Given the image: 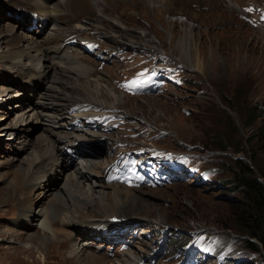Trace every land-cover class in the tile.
I'll use <instances>...</instances> for the list:
<instances>
[{"label": "rangeland", "instance_id": "374dc122", "mask_svg": "<svg viewBox=\"0 0 264 264\" xmlns=\"http://www.w3.org/2000/svg\"><path fill=\"white\" fill-rule=\"evenodd\" d=\"M34 1L58 5L60 11L57 12L56 21L60 27L78 24L76 17L79 14L73 2L65 5L62 0H0V29H13L16 34L28 39L46 38L53 31L51 20L43 15L47 19L44 26L26 25L25 22L20 26L17 20L12 21V17L22 19L19 13L6 6L9 2H12L11 7L23 4L25 13H21L27 15V12L32 11L36 17L39 11L34 9ZM92 1L102 9L105 20L131 30L135 41H139L136 35L146 33L156 44L148 45L145 41H139V45L121 46L118 41H113L115 38L83 29L69 45V52L75 50L91 66L87 74L89 79L104 74L102 85L106 102L103 101L105 106L100 102L101 109L112 111L123 119L120 121L112 118L114 126L103 131L92 127H59L64 125V119L72 120L74 110L69 111V104L57 106L51 97L43 98L41 92H46L54 85L59 86L51 81V75L66 79L75 77V74L61 71L56 58L50 53L52 49L45 53L46 58L42 60L47 65L43 76L36 70L26 69L23 64L15 66L0 59V98L3 100L0 102V117L4 116L0 120V176L9 169L16 172L23 168L32 153L37 152L39 157L46 156L36 143L40 137L57 139L51 149L53 156L42 158L43 161L26 176L20 189H13L7 194L11 188L6 187L0 179V229L21 221L20 226H14L16 233L13 237L0 235V264H80L75 258L69 257L71 239L59 238L60 242L51 243L50 235L39 231L38 219H21L18 205V199L23 198L29 186L47 179L50 192L44 196L41 209L59 207L56 202L65 197V186L71 187L72 177L88 187L96 184L95 178L117 181L136 187L135 193L144 194L141 199L144 206L121 215L124 216L121 219H128L122 226L132 218L139 220L138 224L126 232L125 240L121 241L128 244L127 248H121V242L113 243L108 240L112 232L106 235L107 241L97 240L99 235L93 236L87 243L91 240L93 242L80 251L81 258L85 254H93L96 258L94 263L87 260L86 264H234L254 256L253 252L243 246L245 235L233 227L229 202L242 193L232 187L233 184L228 179L238 169L239 160L247 161L253 166L258 162L264 168V140L257 137L254 131L258 121H253L248 126L250 119L247 117L248 107L260 103L264 97V0H111L106 5L101 0ZM227 1L234 2L231 10L228 9ZM80 38L95 40L97 47L93 49V53L105 50L107 55L103 52V58L100 59L95 54L86 55L79 48ZM177 40H183L192 49L190 63L179 61L178 50L175 48ZM7 49L8 45L2 44L0 57L6 56ZM122 49H130L132 52L135 49L136 57L130 56L132 52L120 54L115 59L109 56V53ZM14 58L29 63L28 57ZM140 58L150 63L149 68L156 70L157 76L161 75L162 83L157 92L139 93L134 88L135 93L123 85V80H127L130 74L147 68L146 63L139 61ZM195 64H198V69L194 67ZM23 84L27 86L24 88ZM64 86H61V91L68 92V86ZM107 88L112 92L123 93L122 101L115 103L117 107L107 106L112 99ZM53 91L49 89L48 92ZM18 93L31 96V99L27 97L23 100L17 97L20 96ZM56 111L61 114L56 123H49L42 116L39 120H33L32 117L37 112L49 116L56 114ZM75 111L84 112V105L76 107ZM18 115H24L22 125L15 130L8 128L7 125L14 122ZM117 121L121 124H117ZM66 131L71 132L69 134L90 133L105 137L108 142L100 148L94 141L77 144L75 140V145L67 140ZM117 136L120 141L112 144L111 138ZM138 144L146 145V153H136L135 157L140 162H150L152 168L159 172L176 171L156 159L161 152H192L186 158L187 161L183 162L191 163L196 171L204 170L205 177L199 178L197 171V174H185V178L182 172L176 179L151 185L141 178L133 183L116 177L110 178L103 169L93 179H81L76 174L74 163L67 161V165L61 168L58 164L63 156L68 155L76 158L77 163H82L100 161L105 155L113 153L115 157L111 161L126 152H132L134 149L129 148V145L137 147ZM66 145L73 146L75 152L84 149L93 154L63 155L61 152ZM55 161L58 163L51 166V162ZM255 173L258 174L256 171ZM10 179L11 175L8 176V181ZM158 217L162 218V222L152 220ZM121 219L112 226L122 221ZM53 226H56L54 222ZM75 230H72L71 237L80 242ZM164 230H167L170 238L167 253H163L164 249L161 251ZM150 243L153 247L142 255L139 246L146 244L143 248L145 252ZM186 246V259L183 261L181 255Z\"/></svg>", "mask_w": 264, "mask_h": 264}, {"label": "bare ground", "instance_id": "6f19581e", "mask_svg": "<svg viewBox=\"0 0 264 264\" xmlns=\"http://www.w3.org/2000/svg\"><path fill=\"white\" fill-rule=\"evenodd\" d=\"M23 1H29V0H23ZM62 1L65 5L72 4L71 2L74 3L75 9L79 14L77 15L78 17H76L78 18L77 25L67 28L60 27L59 26L60 24L58 23V21H56L58 18V13H59L58 11H60L58 5L52 6L49 5L47 2L34 1V9H37L40 13L38 15H41L40 18L37 17L36 23L38 25L44 26L47 19L51 20L53 22V27H51L53 31L48 33L46 38L39 40L34 38L28 39L26 38V36L18 35L13 31V29L10 30L0 29V53L3 51L2 44H6V46L8 45V49L5 51L6 56H1L0 59H2L3 61H8L11 65L13 64L15 66L16 65L19 66V64L20 65L23 64L25 65L26 69L36 70L39 73V75L43 76L46 72L45 68L47 65L43 63L42 60L44 61V59L46 58L45 53L48 52L49 49H52L50 53L53 55L52 56L53 58H56V62L61 68V71L73 72L75 74V77H68L66 79H63L61 77L59 78L54 75H51V81H53V83H58L59 86H55V85L54 86L51 85L53 87L49 86L50 87L49 89L54 91L48 92L49 89H47L46 92H41L43 93L42 94L43 98L46 99L48 97H51L56 102V105L61 107L64 106L65 104H69V106L72 104L77 105V103L84 102L85 100L86 101L92 100V102L94 103L97 104L102 103V106H105L103 105V101H105L106 98L103 95L104 86L102 85V81L104 80L103 77L104 74H101L98 78L89 79L87 77V74L88 72H90L91 66L87 61H84V59L81 58L83 56L77 55L76 54L77 52L75 50H73V52H69L68 47L71 41L69 40L68 41L69 43H67L66 41L68 39H72L71 37L72 34H81L83 29H90V30H94L99 34L102 33L103 35L108 36L109 38H115V40L113 39L112 40L118 41L121 46H126L130 44L139 45L138 44L139 41L141 43L145 41L146 44L148 43L156 44V43H154V40L152 38L151 39L148 38L146 36L147 35L146 33L145 34L141 33L140 36L136 35V37H138L137 40L139 41H135L134 35L131 32V30L125 29L120 25H118L117 23L111 22V20L110 21L105 20L106 18L104 19L103 17L102 9H100V7L97 6L95 2H93L92 0H62ZM101 2H103L104 5H106L110 3L111 0H101ZM227 2H228L227 3L228 9L231 10L234 6V2L232 1H227ZM10 4H12V2L6 4V6H8L9 9H14L16 12L19 13L20 17L22 18V19H16L15 17H12V21L17 20V23L20 26H22L24 22L28 24L34 22V18L31 11L27 12V15L22 14L25 13L23 4H20L19 6H15V7H11ZM3 7H5V5ZM43 15L47 19H44ZM1 17H4V15H2ZM103 20L105 22H103ZM146 44L144 43V46H147ZM139 48H144V47H139ZM175 48L178 50L179 61L182 63H190V56H192V52H191L192 49H190V47L187 46L183 42V40H177L175 44ZM198 50L201 53V50L200 49ZM20 56L24 58L28 57L29 63L20 62L21 61L20 58L18 59L14 58ZM73 56H75L74 59H72ZM194 67L196 69L199 68L198 64H195ZM13 70L15 71V69ZM62 85L63 87H65L64 85L68 86L69 89L68 92L61 91ZM26 86H27L26 84L22 85V87L24 88ZM107 89L109 96H111L112 98L111 101L108 102L109 104L107 106L115 107L116 102L122 101L123 93L120 91H117L120 93H116V92H112L109 88ZM17 95H20L17 97H20L23 100H26L27 97L31 99V96H27L20 93H18ZM1 101H3L2 98H0V102ZM40 114L41 113L38 112L35 115L32 114V117L34 118L33 120H39L40 116H42L43 119L47 120V122L50 123L51 121L52 123H56L58 122L57 120L59 119V117H61V114L59 115L57 111L56 114L49 115L50 117L47 114L44 115H40ZM78 114H83V113L75 112L72 115L74 116ZM23 117L24 115L16 116L14 122L12 121L7 125L8 128H12V130H15L18 126H20ZM3 118L4 116L0 117V120ZM64 120H63L65 122L64 125L59 127H64L71 124V122H67L66 119ZM59 125H61V123H59ZM51 126L52 125H50V127ZM68 132L67 131L65 132V134H67L66 137L67 140L75 145H76V143L74 142L75 140H77V144H81L84 141H88L91 143L92 141H94L96 146L100 148L102 146H106L108 142L105 137L94 136L90 133L69 134L71 132L69 133ZM55 141H57V139L54 138L48 139V137L46 136L40 137L39 139L36 140V143L37 146L42 149L44 155L46 156L39 157L37 152L32 153L31 157H28L27 160L25 161L23 168H21L20 170H16V172L11 171L9 169L0 176L1 177L0 179L4 181L6 187L11 188L9 191H7V194L8 193L10 194L12 192L11 190L13 189L18 190L21 188L26 176L30 175V172H33L32 170L34 169V167L38 163L43 161L42 158L45 157L50 158L51 156H53L51 149L53 147V142ZM111 143L113 144L114 141ZM63 153L67 154V152L62 151L61 154ZM90 154H93L92 151L79 149L78 151L73 152L72 156L73 155L81 156V155H90ZM63 157L64 158H62V161H60L59 163L58 161H55L53 163L51 162V166L58 163L60 168L65 167L67 165V161H69L71 163H74V168L79 178L93 179L94 176H97L98 174L102 173L105 164L113 157V153H111L110 156L105 155L104 158L100 161L93 160L87 162L84 161L82 163L81 162L77 163L75 161L76 158L71 157L69 155L68 157L65 156ZM9 175H11L10 181H8ZM95 179L97 181L96 184L94 186L88 187L82 184L80 180L72 177L71 179L72 183L70 184L71 187H68V185L65 186V192H66L65 197L60 198V201L56 202V204L59 205V207L56 208L54 207L53 209H41L40 206L41 203L43 202L44 196L46 197V195L50 192L48 191V186H47L48 183L46 182L47 179H43L42 181L41 180L36 181L32 185L30 184L31 186L27 188L23 198L18 199V205L20 207V212L22 214L21 219L22 218H24L25 220L38 219L39 231H41L42 234L44 233L49 234L50 238H52L51 243L55 241L60 242L59 238H62L63 240L71 239L72 242H70L69 257L75 258V260L80 264L82 263L86 264L87 260L90 261L91 263H94L93 261L96 260L93 254L92 255L85 254L83 258H81L82 252L80 253V251H83V248H85L86 246H88L90 243L93 242V240H91L89 241V243H87V240H90L92 239L93 236L100 234L98 230L99 227L106 228L107 226L113 225L115 221L120 220L121 218L124 217L121 215L124 214L127 215L135 208H138V206L139 207L144 206V204L143 205L141 204V202L144 203L143 200L141 201L144 194L135 193L134 191L136 190V187H129L117 181H105L103 178H95ZM94 187L96 188V190H93ZM131 188H135V189H131ZM138 214L142 216V213L140 214V212H138ZM125 217L128 218V216ZM121 220L127 222L126 220L128 219L124 218ZM152 220L156 223L162 222L161 217H158L157 219L154 218ZM20 222L21 221H18L15 224H12L13 226L10 225L6 226L5 229L2 228L3 230L0 229V235L3 237L6 236L8 238L13 237L16 233L14 226H18V225L20 226ZM53 222L55 223L56 226H53ZM129 222L135 223V222H139V220L137 218H132L129 220ZM50 226H52L53 229H51ZM72 230H75L74 233L78 236L79 239L78 241H80L81 243L77 242V239H72L71 237ZM143 238L144 237H142L141 239ZM82 239L83 241H81ZM145 241L147 240L145 239ZM85 243L87 244L85 245ZM139 243L140 242H138V244ZM145 245L146 244L139 246L140 247L139 252L142 255L149 252V249L153 247V245H151L150 243L149 248L148 249L146 248L145 249L146 251L144 252L143 248Z\"/></svg>", "mask_w": 264, "mask_h": 264}, {"label": "trees", "instance_id": "16d2710c", "mask_svg": "<svg viewBox=\"0 0 264 264\" xmlns=\"http://www.w3.org/2000/svg\"><path fill=\"white\" fill-rule=\"evenodd\" d=\"M247 114L250 119L248 126L257 120L254 131L257 137L264 140V97L260 103L248 107ZM237 165L238 169L228 179L232 187L242 193L229 202L233 227L245 235L243 246L253 252L254 256L234 264H264V168L258 162L253 166L244 160L237 161Z\"/></svg>", "mask_w": 264, "mask_h": 264}, {"label": "snow or ice", "instance_id": "6c2138e0", "mask_svg": "<svg viewBox=\"0 0 264 264\" xmlns=\"http://www.w3.org/2000/svg\"><path fill=\"white\" fill-rule=\"evenodd\" d=\"M153 75H155V73H153ZM139 76H143V73H139V74H138V77H139ZM141 84H142V81H140L139 79H137V80H133V81L131 82V87H139ZM125 87H128V86L126 85Z\"/></svg>", "mask_w": 264, "mask_h": 264}]
</instances>
